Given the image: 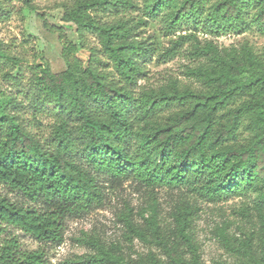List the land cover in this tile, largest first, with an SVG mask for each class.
Returning a JSON list of instances; mask_svg holds the SVG:
<instances>
[{
  "label": "trees",
  "instance_id": "1",
  "mask_svg": "<svg viewBox=\"0 0 264 264\" xmlns=\"http://www.w3.org/2000/svg\"><path fill=\"white\" fill-rule=\"evenodd\" d=\"M19 1L37 12L33 0ZM131 7L132 0H75L64 6L62 20L74 25L80 38L85 33L98 37L117 79L97 66L93 54L86 65L74 57L83 46L71 41L62 50L65 70L55 73L49 62L37 65L31 79L37 104H53L59 110L50 144L13 112L14 98L0 97V185L24 201L0 194V264H50L43 248L27 251L14 238L2 239L5 227L17 228L41 244H61L67 220L103 208L106 185L127 182L152 193L187 189L207 202L255 193L258 243L251 235L237 251L246 264H264V55L248 45L221 50L212 42L202 45L194 34L182 35L162 57H175L191 42L190 55L207 62L187 71L201 88L182 89L172 80L137 93L143 64L155 53L151 39L136 36L147 21L139 18L130 24L118 18L109 23L98 17ZM164 12L171 32L183 25L195 30L204 25L208 33L257 25L264 33V0H145V17L156 19ZM4 59L17 64L0 41V61ZM172 106L178 110L159 119ZM242 128L250 134L244 143L239 141ZM250 210L244 214L249 216ZM198 211L189 201H179L167 227L155 201L141 222L128 208L126 238L153 245L160 255L150 251L132 258L86 235L82 241L94 253L69 264H204L193 232Z\"/></svg>",
  "mask_w": 264,
  "mask_h": 264
},
{
  "label": "rangeland",
  "instance_id": "2",
  "mask_svg": "<svg viewBox=\"0 0 264 264\" xmlns=\"http://www.w3.org/2000/svg\"><path fill=\"white\" fill-rule=\"evenodd\" d=\"M74 1L33 0L37 7V12L34 13L27 9L22 1L0 0V41L6 54L17 60V64L6 59L0 61V97L6 95L15 99L16 109L13 112L18 113L28 129L46 144L51 143L52 130L59 110L53 104H37V94L33 90L31 80L37 65L49 62L53 72L65 70L66 61L62 50L65 42L71 41L83 46L74 57L86 65L93 54L97 66L117 79L112 62L101 50L98 37L85 33L80 38L75 26L62 20L64 6H70ZM132 2L134 7L123 9L118 14L98 13V17L109 23L118 18L129 20L130 24L139 18L147 21L137 28L136 36L138 40L151 39L155 53L143 64L144 73L138 79L137 93L143 89H158L172 80H176L182 89L201 88L198 81L187 76V71L207 62L190 55L191 42L180 47L179 54L175 57H162L172 42L182 35L194 34L202 45L212 42L221 50L240 49L248 45L257 55H264V33L257 25L246 31L213 33H208L204 25L199 30H195L192 25H183L176 32H171L167 29V12L151 19L143 13L145 0ZM253 14L254 12L251 13V19ZM38 15L42 16L52 29L45 28L44 21ZM238 103L239 101L234 105ZM177 110L174 106L166 108L160 113L159 119ZM249 135V132L242 128L239 131V141L246 142ZM104 191L106 199L103 208L92 211L82 219L66 221L64 242L61 244H41L30 235L10 226L5 227L2 239L14 238L20 247L27 251L43 248L50 264H69L70 261L93 254L92 247L82 241L86 235L96 237L108 246L115 245L132 258L148 254L150 251L160 255L161 251L157 247L136 238L132 242L126 238L124 215L130 208L133 211L132 218L141 222L142 215H149L148 208L155 201L160 218L169 227L172 224L174 207L179 201L187 200L199 209L194 217L193 232L204 264H246L244 254L237 251L240 243L251 235H254V244L258 243L259 221L252 209L257 195L253 192L217 202H207L187 189L180 191L161 188L152 193L132 182L120 187L106 185ZM0 194L8 196L12 201L24 202L20 195L11 193L3 185H0ZM247 208L251 209L249 216L244 214Z\"/></svg>",
  "mask_w": 264,
  "mask_h": 264
}]
</instances>
